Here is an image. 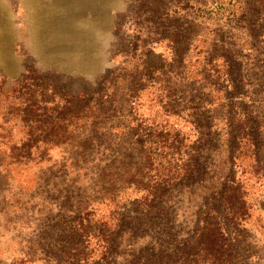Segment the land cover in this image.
Returning <instances> with one entry per match:
<instances>
[{"label": "trees", "instance_id": "obj_1", "mask_svg": "<svg viewBox=\"0 0 264 264\" xmlns=\"http://www.w3.org/2000/svg\"><path fill=\"white\" fill-rule=\"evenodd\" d=\"M138 1L132 7L139 15L133 38L153 45L145 49L134 40V54L139 52L140 57L104 75L99 88L71 93L26 68L16 87L0 91L9 100V105L1 106L8 111L1 122L15 124L0 126L6 146L0 151L2 160L7 158L17 168L46 162L50 173L55 168L65 174L46 182L60 187L46 194L50 208L41 212L44 215L37 213L33 193L16 215L22 227L31 230V257L39 255L43 264H244L247 245L240 218L247 198L235 178L218 192L223 214L210 205L201 208L189 241L178 245L170 225L152 220L166 196L164 188L191 176L195 149L214 122V99L236 90L237 79L224 48L215 46L219 54L203 63L197 56L193 61L184 47L177 46L176 34L153 32V27L170 25L173 14L142 8ZM184 2L187 7L190 1ZM227 4L231 22L244 27L248 17L240 0ZM256 7L262 15L264 6ZM164 42L170 45L165 46L166 60L164 53L153 51ZM149 57H156L158 64L146 61ZM258 66L255 78L264 84V64ZM243 77L240 74L239 80ZM143 102L161 107L171 120L159 127L148 123L141 116ZM220 104L230 109L223 127L234 143L232 157L257 159L249 114H238L235 102ZM54 150L59 158L52 160ZM109 155L116 156L107 162ZM87 158L99 168L97 186L90 193L78 186L81 182L75 176L85 169ZM15 198L18 203L24 200Z\"/></svg>", "mask_w": 264, "mask_h": 264}, {"label": "rangeland", "instance_id": "obj_2", "mask_svg": "<svg viewBox=\"0 0 264 264\" xmlns=\"http://www.w3.org/2000/svg\"><path fill=\"white\" fill-rule=\"evenodd\" d=\"M184 1H190L187 7ZM240 2L248 17L244 27L231 22L229 0L138 1L142 8L163 9L173 14L170 25L153 27V32L158 29L165 35L176 34L177 46L184 47L193 61L198 57L203 63L205 58L219 54L215 46L224 48L237 79L236 90L228 89L231 92L227 96L214 99L211 109L214 122L195 149L191 176L164 188L166 196L155 208L152 220L170 225L178 245L189 241L201 208L210 205L218 215L223 214L218 192L235 178L247 198L246 212L243 218L239 217L247 245L243 262L264 264V84L262 78H255L260 72L258 65L264 64V13L257 14L256 4L264 6V0ZM134 4L135 0H0V91L16 87L26 68L65 86L71 93L99 88L104 75L119 64H130L140 57L139 52L137 56L134 54V40L145 49L153 45L150 41L142 45L140 38H133L132 28L139 20L138 11L132 10ZM165 46L170 45L164 42L153 49L155 53H164L163 60L168 57ZM149 60L158 64L156 57L146 61ZM83 61L89 64L82 66ZM242 73L245 77L239 80ZM2 95L0 92V126H13V121L1 122L8 112L1 106L9 105ZM232 102L238 105V114L247 112L250 116L257 159L246 155L239 160L232 157L234 143L229 141L223 127L225 112L230 109L220 104ZM141 116L148 123L156 122L158 127L160 122L171 120L161 107H152L148 102H143ZM5 148V140L0 139V151ZM114 156L109 155L107 162ZM57 158L58 151L54 150L52 160ZM95 162L87 158L85 169L75 174L81 182L78 186L88 193L96 188L99 179ZM48 167L45 162L17 168L7 158L2 160L0 154V264H43L37 260L39 255L31 257L34 255L28 249L31 230L22 227L16 215L20 216V208H24L32 193L35 209L40 208L37 213L45 214L50 208L45 196L55 192L60 184L52 187L46 182L51 178L61 179L65 174L55 168L50 173ZM15 196L24 200L15 202Z\"/></svg>", "mask_w": 264, "mask_h": 264}, {"label": "crops", "instance_id": "obj_3", "mask_svg": "<svg viewBox=\"0 0 264 264\" xmlns=\"http://www.w3.org/2000/svg\"><path fill=\"white\" fill-rule=\"evenodd\" d=\"M38 44H39V46H42L40 41H39ZM86 62H87V61H83V63H81V65H82V66H83V65H86V66H87V63H86Z\"/></svg>", "mask_w": 264, "mask_h": 264}, {"label": "bare ground", "instance_id": "obj_4", "mask_svg": "<svg viewBox=\"0 0 264 264\" xmlns=\"http://www.w3.org/2000/svg\"><path fill=\"white\" fill-rule=\"evenodd\" d=\"M87 33H88V32H87ZM51 34H52V33H51ZM54 36H55V35H54ZM70 36H71V35H70ZM82 37H83V36H82ZM47 39H48V38H47ZM49 39H50V38H49ZM59 43H60V41H59ZM91 44H92V43H91ZM48 45H49V43H48ZM70 61H71V60H70ZM81 63H83V62H81ZM86 63H87V62H86ZM88 64H89V63H88ZM88 64H87V65H88Z\"/></svg>", "mask_w": 264, "mask_h": 264}]
</instances>
